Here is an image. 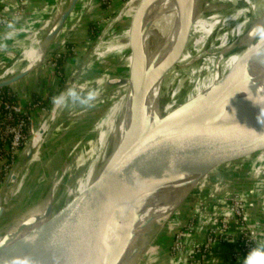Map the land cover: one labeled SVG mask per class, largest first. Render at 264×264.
<instances>
[{
  "label": "water",
  "instance_id": "1",
  "mask_svg": "<svg viewBox=\"0 0 264 264\" xmlns=\"http://www.w3.org/2000/svg\"><path fill=\"white\" fill-rule=\"evenodd\" d=\"M78 1L64 0L58 7L53 29L45 38L50 44ZM152 3L145 0L134 21H139ZM127 27L128 23L119 33ZM135 52L140 61L137 47ZM259 64L263 68L257 73L247 74L245 67L237 69L188 101L183 95L182 102L174 105L171 101L159 103L154 113L140 108L133 125L136 152L110 173L105 168L97 170L99 183L72 209L67 208L66 188L77 177L49 199L1 223L0 256L5 242L23 233L38 236L0 264H115L123 251L126 264H151L175 241L205 226L248 190L253 193L264 177V57L255 62ZM137 68L139 76L142 67L138 63ZM33 70L1 82L0 91L15 86ZM119 90L118 98H122L121 84ZM124 135L118 134L108 155L122 148ZM231 151L196 177L200 184L187 192L164 221L160 216L169 207L154 217L148 230L136 231L149 210L143 208L148 194L167 171ZM33 152L28 148L26 158ZM3 208L0 201V217Z\"/></svg>",
  "mask_w": 264,
  "mask_h": 264
},
{
  "label": "bare ground",
  "instance_id": "2",
  "mask_svg": "<svg viewBox=\"0 0 264 264\" xmlns=\"http://www.w3.org/2000/svg\"><path fill=\"white\" fill-rule=\"evenodd\" d=\"M143 1L145 0H138L134 4ZM152 2L151 9L147 13L146 27L136 23L126 28L122 33L109 37L107 34L110 33L112 25L99 37L93 48L94 52L92 51L90 54L96 60L108 56L117 57L124 54L130 48L129 46H135L139 52L140 65H142L146 62L145 55L142 56L143 52L140 51L139 36L142 31L143 36L153 34L161 39L156 50L158 58L152 66L154 68L147 74L136 78L133 84L131 83L134 80L129 79L126 85H122L125 91L123 97L114 100L113 102L118 101L116 107L96 123L97 134L87 154L83 172L72 185L66 188L68 209H72L77 201L86 197L99 183L100 178L97 174L95 175L97 170L105 168L106 172L110 173L136 152V135L133 125L138 119L140 108L147 109L151 113L157 111L160 93L164 89L168 91L173 89L175 92L171 100V104L174 105L182 102L183 95H186L185 101H188L216 86L237 69L245 67L247 74H254L263 68L262 64L255 65V62L264 56L251 55V50L261 43V39L259 36L250 35V33L257 25H264V0H152ZM58 11L59 8L55 11L54 17L47 20L46 26L40 29L39 33L33 34L30 45L25 47L19 58L7 70L0 73V83L19 75L22 71H30L42 64L53 49L54 42L50 44L49 40L45 38L48 30L53 29ZM126 13L123 15L124 17ZM217 26L223 27L218 30ZM211 41L214 43L212 44ZM225 41L228 45L225 44ZM130 56L132 58V55ZM248 59L251 60L250 63H247ZM197 60L198 65L193 67L194 64H197ZM184 72H189L191 82L186 90L177 95L176 87ZM143 86H145L144 92ZM66 91L63 90L60 94H66ZM141 97H143L142 102ZM61 106L62 103H53L38 133L34 139L31 138L28 148L34 149V153L30 160L49 134L54 135ZM122 133H125L124 147L122 144V148L112 152L113 155H108V149L111 150L114 140L118 134ZM146 141L148 140L145 139ZM227 153L232 154L233 152ZM215 157L194 161L167 171L158 181L156 189L148 194L143 208L149 210L148 213L142 215L140 222L136 225V231L148 230L154 217H159L167 207L169 208L165 215L171 212L174 202L195 183L196 177ZM51 166L53 167V165ZM14 173L16 172L14 171ZM6 187L8 188H5V191L11 187V183H8ZM37 201L29 202L23 208L6 210L0 218V225L6 222L5 220H10L15 213L18 215L25 209H29ZM37 236L38 234L34 232L23 233L11 241L5 242L0 260L15 255ZM125 254L126 252H121L115 264H119Z\"/></svg>",
  "mask_w": 264,
  "mask_h": 264
},
{
  "label": "rangeland",
  "instance_id": "3",
  "mask_svg": "<svg viewBox=\"0 0 264 264\" xmlns=\"http://www.w3.org/2000/svg\"><path fill=\"white\" fill-rule=\"evenodd\" d=\"M27 1L26 4L28 3L29 5L31 0ZM63 1L64 0H52L43 11L35 13L25 19V13L22 14L23 16L19 17L20 20L11 28L0 25V28L3 30V33L0 35V73L7 70L13 62L19 58V55H21L25 47L30 45L33 34L39 33L40 29L46 26L47 20L54 17L55 11ZM131 1L132 0H105L104 2H106L107 7L103 9L98 5L97 0H95L93 4V0H79L74 11L66 19L55 39L53 49L49 52L47 59L43 61L39 67L33 68L34 70L32 69L33 71L25 79L11 87L13 90H17L19 97L22 98L20 103L25 109L24 113L26 112L27 115L29 114L31 116L32 128L30 130V137L27 141L21 145L20 143L15 145L13 159H8L7 154L0 158V201L5 207L2 210V215L6 210L10 211L11 208H23L24 205L35 200H38L37 203L29 207V209L40 204V202H44L49 199L53 193L57 192L59 189L60 191L63 190L64 187L81 175L83 167L87 162V154L97 134L96 123L99 122L102 116L108 115L118 103V101H113L120 95V90L118 91L119 84L126 85L129 79L134 80L131 83L133 84L136 78L138 79L154 68L152 66H154L158 58L156 50L161 39L153 34H145L143 36V31L139 36V41L141 45L140 51L143 52L142 56L145 55L146 62L142 65H140L141 61L136 58L135 46H129L130 48H128L124 54L117 57L108 56L96 60L90 55L99 37L112 25L110 33L107 34L109 37L118 34L123 25L125 26L127 23L129 27L136 23L142 24V27H146L145 25L148 23L147 13L151 9V6L145 10L139 22H136L134 21L136 17L135 14L141 5H143L144 1L137 4L134 3L138 0H133L132 3ZM133 4L134 6H132ZM15 5L12 12L3 14L9 17L13 16L17 9V0ZM122 11L123 13L121 14ZM125 13L126 15L124 17L123 15ZM121 17L122 19H120ZM90 22L97 23L101 28L98 36L93 40H90L88 37V25ZM222 27L223 26H217V29L221 30ZM9 36L13 38L11 42H9V45L4 47L5 45H1V41ZM69 42L76 43L77 45L69 47L70 50L67 51L68 55L69 53H74L75 59L71 56L67 58L70 59V61L65 59V65L69 73L64 79L57 59L62 55L60 52L66 48ZM211 42L212 44L214 43V41ZM225 44L228 45L227 41H225ZM55 48H57V50L54 51ZM10 49L13 50L10 51ZM130 55H132V58ZM136 59L138 60V65L142 67L139 76L137 73L139 71H137ZM197 65L198 60L197 64H194L193 67ZM180 78L181 81L180 79L179 81L177 80V95L186 90L191 82L189 72H184ZM68 88H75L77 91L81 92V94L89 90H94L96 92V99L91 102L90 106L72 103L71 101L62 103L57 123L55 122L56 131L54 135L49 134L42 146L36 149L37 153L33 158L31 160L29 158L27 159L26 152L28 144L31 143V138L34 139L48 115L54 103L53 97L58 96L61 91L67 90ZM34 92L38 93V99H34V97L31 96ZM174 93L173 89L169 91L164 89L160 93L159 103H169ZM49 95H51L52 100L49 105H46L44 100L48 98ZM37 139L38 137L35 139V142ZM230 155L231 154L227 152L217 155L202 171L210 170L220 160ZM5 160L8 161L5 162ZM56 161L61 162L57 163ZM51 165H53V167ZM14 171L16 173H14ZM14 174L16 175L13 176ZM262 179H260L259 182ZM259 182L253 189L256 190V187L261 185ZM7 183H11V187L5 191V188H8L6 187L8 186ZM197 184L199 185L200 182L197 183V180H195V183L178 197L172 208L186 196L189 190L196 188ZM254 195L256 196V194ZM244 196H247L246 193L239 198ZM27 210L28 209H25L20 214ZM169 214L170 212L163 216L161 221H164ZM16 216L17 213L11 216V218H15ZM184 250L185 248L183 251ZM178 256L175 257L178 258ZM125 257L126 254L119 264H126L124 261ZM128 264H133V261L128 262Z\"/></svg>",
  "mask_w": 264,
  "mask_h": 264
},
{
  "label": "built area",
  "instance_id": "4",
  "mask_svg": "<svg viewBox=\"0 0 264 264\" xmlns=\"http://www.w3.org/2000/svg\"><path fill=\"white\" fill-rule=\"evenodd\" d=\"M26 2L28 1L17 0V9L13 16L9 17L0 13V25L13 27L20 20L19 17H22V14L25 13V8L28 5ZM0 107L2 108L0 111V158L7 154L8 159H13L15 145L25 143L30 137L31 116L27 115L26 112L24 113L25 109L20 102L9 101L4 97L0 98ZM206 225L203 237L190 252L185 253V250L183 251L185 248L183 239H179L172 244L170 251L174 256L179 255L178 264H210L208 260L215 246L229 239V231L232 225H235L237 231L238 249L235 252L237 258L241 255L247 256L258 245V239L247 219V200L245 196L235 200ZM204 227L200 229H204Z\"/></svg>",
  "mask_w": 264,
  "mask_h": 264
},
{
  "label": "crops",
  "instance_id": "5",
  "mask_svg": "<svg viewBox=\"0 0 264 264\" xmlns=\"http://www.w3.org/2000/svg\"><path fill=\"white\" fill-rule=\"evenodd\" d=\"M49 2H52V0H31L29 5H27L24 19L43 11L48 7ZM15 4L16 0H0V13L12 12L16 6ZM2 33L3 30L0 28V35ZM12 38V36H9L3 39L1 45H5L4 47H6V45H9V42H11ZM12 50L13 49H10V51ZM67 60L70 61V59ZM260 182L259 184L261 185L256 187V190L254 189L255 192L250 193V190L247 191V196H245V198H247V219L251 229L258 239V243L264 245V177ZM254 194H256V196ZM206 227L207 225H205L204 229L193 231L184 238L185 253L190 252L193 247L200 242ZM229 233V239L215 246L208 260L210 264H243L246 255H241L239 258L235 256V252L238 249L235 225L231 226ZM151 264H178V258L171 254L169 247L161 252Z\"/></svg>",
  "mask_w": 264,
  "mask_h": 264
},
{
  "label": "clouds",
  "instance_id": "6",
  "mask_svg": "<svg viewBox=\"0 0 264 264\" xmlns=\"http://www.w3.org/2000/svg\"><path fill=\"white\" fill-rule=\"evenodd\" d=\"M250 35L259 36L261 43L251 50L252 56H264V25H257L252 29ZM96 99V92L89 90L84 94L75 88H68L67 93L53 97L55 103H65L71 101L80 105L90 106L91 102ZM243 264H264V245L258 244L253 248L243 260Z\"/></svg>",
  "mask_w": 264,
  "mask_h": 264
},
{
  "label": "trees",
  "instance_id": "7",
  "mask_svg": "<svg viewBox=\"0 0 264 264\" xmlns=\"http://www.w3.org/2000/svg\"><path fill=\"white\" fill-rule=\"evenodd\" d=\"M98 1V5L105 9L107 6H106V2H104L105 0H97ZM95 2V0H93L92 4ZM92 6V5H91ZM101 31V28L97 25V23L95 22H90L89 25H88V37L90 40H93L94 38H96L98 36V34L100 33ZM77 45L76 43H67L66 45V48L60 52V54H62L58 59V65H59V68L61 70V73L63 75V78L65 79L67 76H68V68L66 67L65 65V59L68 58V56H71L73 58L74 57V53H67V51H69V47H73ZM62 66V67H61ZM32 97H34V99H38V93L37 92H34L31 94ZM1 97H4L6 98L7 100L9 101H15V102H20L22 98L19 97V93L17 90H13L12 88H6L2 91H0V98ZM51 95L48 96V98H45L44 102L46 105H49V103L51 102ZM1 107H0V111H1ZM16 116V115H14Z\"/></svg>",
  "mask_w": 264,
  "mask_h": 264
}]
</instances>
